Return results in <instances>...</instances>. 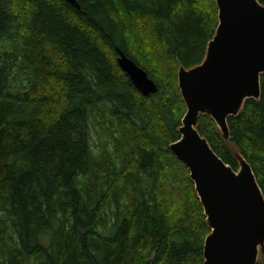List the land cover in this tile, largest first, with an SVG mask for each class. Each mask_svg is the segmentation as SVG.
Here are the masks:
<instances>
[{
	"label": "trees",
	"instance_id": "16d2710c",
	"mask_svg": "<svg viewBox=\"0 0 264 264\" xmlns=\"http://www.w3.org/2000/svg\"><path fill=\"white\" fill-rule=\"evenodd\" d=\"M76 1L0 0V264H203L210 229L169 144L186 111L177 70L203 60L215 0ZM260 83L228 143L206 115L197 129L233 169L237 148L264 194Z\"/></svg>",
	"mask_w": 264,
	"mask_h": 264
},
{
	"label": "water",
	"instance_id": "95a60500",
	"mask_svg": "<svg viewBox=\"0 0 264 264\" xmlns=\"http://www.w3.org/2000/svg\"><path fill=\"white\" fill-rule=\"evenodd\" d=\"M77 5L76 0H65ZM218 23L203 60L179 66L177 85L186 112L179 139L169 149L189 171L210 231L203 244V264H256L264 259V194L240 151L230 146L233 169L212 149L198 129L201 115L211 118L228 143V118L245 100L261 96L264 75V5L258 0H215ZM117 63L144 96L156 83L135 61L118 50Z\"/></svg>",
	"mask_w": 264,
	"mask_h": 264
},
{
	"label": "rangeland",
	"instance_id": "374dc122",
	"mask_svg": "<svg viewBox=\"0 0 264 264\" xmlns=\"http://www.w3.org/2000/svg\"><path fill=\"white\" fill-rule=\"evenodd\" d=\"M186 112V111H185ZM237 168H238V166H237ZM259 260H261L260 258H259Z\"/></svg>",
	"mask_w": 264,
	"mask_h": 264
}]
</instances>
